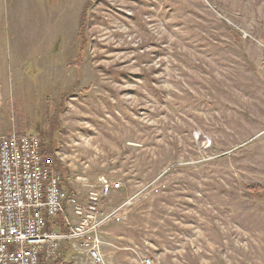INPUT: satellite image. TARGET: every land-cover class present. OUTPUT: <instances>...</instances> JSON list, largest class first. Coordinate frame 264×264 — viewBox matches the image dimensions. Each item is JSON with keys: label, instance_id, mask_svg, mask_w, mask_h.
Listing matches in <instances>:
<instances>
[{"label": "rangeland", "instance_id": "rangeland-1", "mask_svg": "<svg viewBox=\"0 0 264 264\" xmlns=\"http://www.w3.org/2000/svg\"><path fill=\"white\" fill-rule=\"evenodd\" d=\"M13 1L0 0L8 62L33 44L23 78L10 63L0 135L40 134L45 148L58 132L83 205L109 184L104 264H264V191L246 189L264 187V0H86L80 58L63 0H34L33 32Z\"/></svg>", "mask_w": 264, "mask_h": 264}, {"label": "built area", "instance_id": "built-area-1", "mask_svg": "<svg viewBox=\"0 0 264 264\" xmlns=\"http://www.w3.org/2000/svg\"><path fill=\"white\" fill-rule=\"evenodd\" d=\"M54 160L44 155L40 134L0 135V264H54L63 255V242L92 264L101 257L100 205L109 192H88L87 205L62 186ZM67 230L50 227L49 219L65 213Z\"/></svg>", "mask_w": 264, "mask_h": 264}, {"label": "crops", "instance_id": "crops-1", "mask_svg": "<svg viewBox=\"0 0 264 264\" xmlns=\"http://www.w3.org/2000/svg\"><path fill=\"white\" fill-rule=\"evenodd\" d=\"M85 4H86V0H83V4L81 5L79 9L80 12L77 13L78 16H76L75 14L72 13V2L70 3V0H63V4L60 5L59 12L57 13V21L61 25V28L62 26L63 28L65 26L64 29H66L68 22H72V24H75V25L77 24L78 40H79L78 31H79V26H80V19H81V15L84 10ZM11 8H12V14H11L12 20L15 23H17L20 10H22L23 13L25 14V20H26V24L28 27V32L30 31L33 32V29L36 26V21H37L35 19V16L33 15L34 13L36 15L41 14L40 10L37 12H34V10H36V2L34 0H25V2L21 6L20 0H14L11 4ZM47 9H46V12H47ZM54 18H55L54 15H52L51 19L48 20L44 14V18L42 20L44 24L43 26H45V28L48 31H49L48 25H50L52 29L54 28V21H56V19ZM38 21H41L40 18ZM50 39H51V46H52V40L54 43L55 39L53 37ZM46 40H49V38H47ZM32 44L33 43L31 39L29 40L27 39L25 48H24V44L22 43L19 45L16 44V46L14 47L15 58L13 60V63L11 61L8 62V59L6 56V48L0 44V109L6 105V102L9 99L8 95L11 94L12 92L11 91L12 85L11 84L9 86L7 85L8 69L9 71L11 69L10 63L15 64L16 72L19 74L20 78H23L25 76V73L23 71V65H26L28 57L23 58L22 56L25 50L29 51L31 49ZM51 46H48V47L44 46V47L47 50ZM78 48H79V45H78ZM29 84L30 83H26V85H29ZM50 103L52 105H50ZM54 106L55 105H53L50 98L47 99V108L50 110V109H53ZM0 125H1V119H0ZM11 133L13 132L2 133L1 135L11 134ZM62 216L65 218V223H66L67 216H71V208L68 205L65 206V213H62L54 218H51L50 223L52 224V228H55L60 231L64 229V224L61 219ZM66 227H67V223H66ZM71 242H72L71 240H65L63 242V255L59 259V261L54 264H92L85 255L78 254L75 252V250L71 246ZM45 264H49V263H45Z\"/></svg>", "mask_w": 264, "mask_h": 264}, {"label": "trees", "instance_id": "trees-1", "mask_svg": "<svg viewBox=\"0 0 264 264\" xmlns=\"http://www.w3.org/2000/svg\"><path fill=\"white\" fill-rule=\"evenodd\" d=\"M89 2L86 1V4L84 6V10L82 12V15H81V19H80V29H79V32H78V37H79V50H78V58L81 57V54H82V49L85 48L87 45H88V35H86L85 33H83V28H84V25L86 23V20H88V17H87V13H89ZM73 63H76V64H79V69L81 67V63L78 61V63L75 61V62H71L70 65H72ZM71 92H69L70 94ZM68 95H63L62 96V100L63 101ZM49 99V98H48ZM59 104H61V102H59ZM58 104V105H59ZM50 105H52L50 103ZM62 105V104H61ZM53 111H58V107L57 105L54 106L53 108ZM58 132L56 133H53V134H50L46 140V143H45V148H44V155L46 156H50L53 158L54 160V168L63 175L64 177V180H66L67 177H65V175L68 173V169L63 166L60 158L58 155H56V150H57V147H58ZM64 182H62V186L64 188V190H66L68 193H71L72 191L68 190V187L64 186L65 183L63 184ZM246 189L248 190L249 193L253 194V195H259L260 193H262L264 191V187L261 186L260 184H251V185H247ZM62 219V222L64 224V229L61 230V231H66L67 230V227H66V223H65V218L62 216L61 217ZM50 220L51 218L49 219V225L50 227H52V224L50 223Z\"/></svg>", "mask_w": 264, "mask_h": 264}]
</instances>
